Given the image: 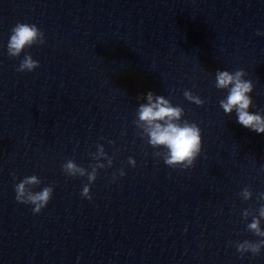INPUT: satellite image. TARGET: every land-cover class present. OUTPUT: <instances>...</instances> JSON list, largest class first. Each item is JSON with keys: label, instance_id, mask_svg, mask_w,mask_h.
<instances>
[{"label": "water", "instance_id": "obj_1", "mask_svg": "<svg viewBox=\"0 0 264 264\" xmlns=\"http://www.w3.org/2000/svg\"><path fill=\"white\" fill-rule=\"evenodd\" d=\"M17 21L45 32L27 49L40 61L34 71H17L22 57L8 55ZM257 29L264 20L247 0H0V264H264V251L235 246L260 239L242 210L256 214L264 191V133L225 113L226 92L215 87L218 68H243L254 83L250 110H264ZM149 90L202 128L192 167H170L138 135L139 96ZM97 143L114 162L88 199L87 177L62 164L90 169ZM31 174L38 187L54 185L39 213L15 198V183ZM246 186L251 200L240 196Z\"/></svg>", "mask_w": 264, "mask_h": 264}, {"label": "clouds", "instance_id": "obj_2", "mask_svg": "<svg viewBox=\"0 0 264 264\" xmlns=\"http://www.w3.org/2000/svg\"><path fill=\"white\" fill-rule=\"evenodd\" d=\"M257 33L264 35V30L257 29ZM46 42L45 32L36 24L17 21L10 31L7 41L8 55L22 57L17 71H34L40 61L27 51L36 44ZM247 73L243 68L235 71L229 69H217L215 72V87L224 90L226 95L219 100L221 108L227 114L235 112L237 122L250 128L257 133H264V110L254 107L253 96L254 83L246 78ZM184 97L197 105H203L205 99L195 94L192 89H185ZM139 104L136 109L134 124L139 129L138 135L145 138L153 149L154 155L161 158L164 163L173 168L188 169L192 167L203 149L202 128L195 122L185 117V109L180 104H174L172 100L163 94L149 90L146 94L139 96ZM110 143H115L110 141ZM96 161L91 168L78 164L74 159H68L62 164L66 175L76 177H87L88 182L83 185L81 194L92 199L91 185L97 179L99 169L111 167L114 156L106 151L103 143L96 144V150L90 152ZM101 158H104L103 160ZM106 160V163L104 162ZM128 163L133 167L137 161L135 157L129 156ZM119 176L126 175L123 167L118 169ZM13 177L16 173H12ZM113 181L118 179L117 171L112 173ZM43 184L41 177L37 174L25 175L15 183V198L18 202L32 205L34 213H39L51 200L54 185ZM254 193L250 186L240 191L243 200H251ZM256 200L260 202L256 214L250 213L248 208L242 210V215L252 219L246 227L260 239H244L235 242L237 251L244 255L251 252L253 256L264 251V191L256 194Z\"/></svg>", "mask_w": 264, "mask_h": 264}]
</instances>
